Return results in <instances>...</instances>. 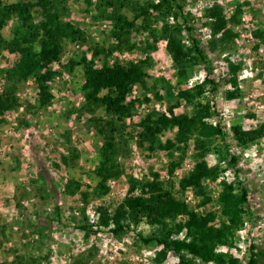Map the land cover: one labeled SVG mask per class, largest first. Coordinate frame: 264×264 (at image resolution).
I'll return each mask as SVG.
<instances>
[{
  "label": "rangeland",
  "instance_id": "obj_1",
  "mask_svg": "<svg viewBox=\"0 0 264 264\" xmlns=\"http://www.w3.org/2000/svg\"><path fill=\"white\" fill-rule=\"evenodd\" d=\"M18 1L3 0L6 4ZM141 1L148 3L149 0ZM179 1L183 5V18L188 20L193 36L203 47L210 38V31L204 27V11L217 3L228 19L241 7L238 23L231 26L237 34L231 50L209 54L213 69L211 79L217 89L215 93L208 91L205 98L214 102L216 110V116L209 123L223 129L229 153L236 158L234 166L223 165L221 180L234 181L248 192L244 225L234 232L232 255L238 258L239 264H246L254 248L253 253L258 254L260 264H264V133L256 142L240 148L230 132L236 125L252 130L264 124V44L254 36L257 30L264 29V0ZM95 4L96 0L68 2V13L62 21L81 29L86 40L65 42L59 61L48 67L47 72L53 74L47 81L50 103L45 108L39 107L36 76L44 75L46 70H43L17 87L18 106L4 112V123L0 127V264H153L161 247L144 243L154 232L146 223L127 229L119 237L107 230L96 231L95 227L96 232H85L80 229L81 225L85 219L88 224L97 222V207L104 206L113 212L124 202L129 189L127 176L135 180V195L150 193L153 173L166 186L170 181L174 183L176 191L177 183L197 161L192 143L184 153L177 150L166 153L159 149L150 152L148 144L140 148L132 140L129 156L118 159L126 176L109 181V192L97 195L94 188L98 179L93 170L98 163L102 138L94 127L88 126V116L80 117L77 112L85 104L83 70L75 66L69 71V62H79L85 57L101 67L150 60L145 68L148 90L135 86L130 96L141 101L149 97L150 102L136 105L132 117L126 120L128 131H138L136 124L150 112L168 114V109L177 103L174 94L187 89L190 82L202 83L206 73L200 65L185 82L175 77L165 41L154 43L151 35V30L157 31L162 26L157 17L163 11L157 0H152L154 7L149 9L152 22L149 30L141 29V22L135 21L130 34L133 50H113L106 54L113 44L112 24L100 19ZM124 13L129 19L133 18L132 10L125 9ZM168 22L171 24L173 19L169 18ZM16 26V21L12 20L2 30V37L12 39ZM183 35L184 43L189 45L185 30ZM19 59L18 54L0 51V93L6 85L5 72H13ZM229 63L240 66L239 96L235 99L225 98L227 91H233L226 81ZM155 83L158 84L156 91ZM164 83L171 87V95L165 94ZM154 92L160 93L162 100H157ZM174 112L189 113L191 107L180 103ZM97 114L102 115V112ZM174 134L173 130L167 131L160 141L173 139ZM72 150L79 153L74 160L70 159ZM63 159L68 165L63 164ZM171 162L179 163L172 175L169 173ZM70 182L72 188L79 184L72 196L64 193L65 185ZM204 186L205 196L188 189L182 198L188 208L199 215L213 212L214 224L222 220L219 181H208ZM186 220L185 216L178 219L179 222ZM218 249L228 251L226 247ZM177 261L169 252L162 264H177ZM196 263L200 264L197 259Z\"/></svg>",
  "mask_w": 264,
  "mask_h": 264
},
{
  "label": "trees",
  "instance_id": "obj_2",
  "mask_svg": "<svg viewBox=\"0 0 264 264\" xmlns=\"http://www.w3.org/2000/svg\"><path fill=\"white\" fill-rule=\"evenodd\" d=\"M157 1L163 11L157 17L161 19L162 26L157 31L151 30V35L154 43L165 41L175 77L180 82H185L194 68L200 65L203 66L206 77L202 83L192 88L178 90L174 94L177 103L168 109V114L150 112L136 124L138 131H128L126 120L132 117L136 105L150 102L149 97H144L142 101L130 99L135 86L148 90L145 68L150 60L127 65L104 64L101 67H96L94 60L85 57L79 62L70 61L67 66L69 71L75 66H81L83 70L82 91L85 104L77 112L80 117L88 116V126L94 127L102 138L98 163L93 170L98 179L94 189L97 195H106L109 192V181L126 176L124 166L118 159L129 156L132 140L140 148L148 144L150 152L159 149L166 153L173 150L184 153L192 143L197 152V161L192 170L177 183L176 191L174 183L170 181L166 186L158 181L156 174L151 173L153 179L150 193L135 195V180L132 176H127L129 189L124 202L113 212L104 206L97 207V222L88 224L85 219L80 229L85 232L107 230L119 237L127 229L146 223L154 232L144 243L161 247L153 258V264H162L169 252L177 257V264H197L196 259L202 264H239L238 258L232 255L235 249L234 232L244 225L248 192L234 181L221 180L223 165L234 166L236 158L229 153L223 129L209 123L216 116V110L214 102L205 96L208 91L215 93L217 89V84L211 79L213 69L209 54H223L231 50L237 37L231 26L238 23L241 7L228 19L217 3L204 11V27L210 31V38L206 47H203L193 36V28L189 26L188 20L182 16V2ZM68 2L69 0H19L6 4L0 0V51L20 56L14 71L5 72L6 85L0 93V127L4 123V112L18 106L17 87L43 70H46L44 75L36 76L39 107L45 108L50 103L47 81L53 74L47 72L48 67L59 61L65 42L86 40L81 29L62 21L68 13ZM151 7H154L152 0L148 3L141 0H96L95 9L100 19L112 24L110 38L113 44L106 54L113 50H133L135 46L130 34L135 28V21L141 22V29L149 30L152 25L149 15ZM125 9L133 11L132 19L125 15ZM169 18L173 19L171 24L168 22ZM12 20L16 21L17 26L13 38L7 40L2 37L1 32ZM184 30L188 33L189 45L184 43ZM254 36L264 44V29L257 30ZM239 69V65H228L226 81L233 87V91L225 93L226 99L239 96ZM157 86L155 83L154 91ZM163 89L166 95H171L168 83H164ZM154 97L162 100L158 92H154ZM180 103L190 106L191 112L176 114L174 110ZM98 112H102V115H98ZM170 130L175 131L173 139L162 143L160 137ZM230 132L236 146L242 148L263 136L264 124L252 130H244L236 125L231 127ZM72 152L70 159L74 160L79 153L75 150ZM63 164L68 165V161L63 159ZM178 167V162H171L170 175ZM208 181H219L218 202L221 205L222 220L214 224L212 223L216 217L213 212L199 215L190 210L182 198L188 189L205 196L204 184ZM71 183L64 187V193L68 196L74 195L79 189V184L72 188ZM184 216L187 220L179 222L178 219ZM94 227L96 231H93ZM219 247H226L228 251L221 252ZM251 249L246 264H260V256L253 253L254 248Z\"/></svg>",
  "mask_w": 264,
  "mask_h": 264
},
{
  "label": "built area",
  "instance_id": "obj_3",
  "mask_svg": "<svg viewBox=\"0 0 264 264\" xmlns=\"http://www.w3.org/2000/svg\"><path fill=\"white\" fill-rule=\"evenodd\" d=\"M199 84H200V83H199ZM195 85H198V83L193 84L192 82H190L188 88H192V87H194ZM180 235H181V234H180ZM174 238H175V236H174ZM178 238H180V236H178ZM197 261L200 263L199 260H197ZM200 264H201V263H200Z\"/></svg>",
  "mask_w": 264,
  "mask_h": 264
}]
</instances>
